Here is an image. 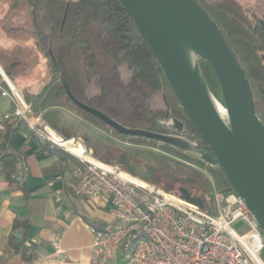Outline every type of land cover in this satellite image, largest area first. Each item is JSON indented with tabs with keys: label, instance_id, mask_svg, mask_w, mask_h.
Segmentation results:
<instances>
[{
	"label": "trees",
	"instance_id": "16d2710c",
	"mask_svg": "<svg viewBox=\"0 0 264 264\" xmlns=\"http://www.w3.org/2000/svg\"><path fill=\"white\" fill-rule=\"evenodd\" d=\"M39 42L52 61V76L42 91L25 97L33 111L66 138V128L59 107L66 97L63 79L74 96L83 103L111 115L129 128L151 132L184 134L199 149L212 151L195 126L185 115L160 63L119 0H27ZM223 32L227 43L242 64L251 86L257 114L264 122V20L251 16L249 9L238 0H196ZM127 65L130 79L122 77L121 67ZM204 77L215 97L223 103L217 76L208 61L200 59ZM98 90L90 93L92 85ZM166 97V107H154L152 98ZM72 102V101H71ZM78 109H80L78 107ZM89 118L111 129L113 136L136 143L159 145L180 161L157 155L156 164H148L143 154L131 152L110 137L91 131L73 150L81 155L92 154L110 164L124 167L141 180L155 179L159 172L201 197L205 207L212 211L214 196L211 185L202 172L188 165L211 169L217 188L224 193H235L220 166L205 162L198 154H188L177 148L145 137L123 135L97 117L83 111ZM125 113V115H123ZM228 121L227 116L224 115ZM181 125L178 128V125ZM181 131V132H179ZM12 126L7 128L11 140ZM56 133L59 139H65ZM76 138V137H75ZM142 157V158H141ZM16 158L9 153L0 156V168L5 179L12 181ZM146 164V172L140 168ZM187 168L186 173L177 172ZM173 193V191H170ZM175 193V192H174ZM179 194V193H176ZM264 260V250L261 253Z\"/></svg>",
	"mask_w": 264,
	"mask_h": 264
},
{
	"label": "water",
	"instance_id": "95a60500",
	"mask_svg": "<svg viewBox=\"0 0 264 264\" xmlns=\"http://www.w3.org/2000/svg\"><path fill=\"white\" fill-rule=\"evenodd\" d=\"M119 1L160 63L185 115L209 144L212 153L199 156L221 167L264 235V122L257 114L246 72L223 32L196 0ZM200 59L212 66L223 103L211 91ZM63 84L72 103L118 133L157 140L188 152L196 146L181 137L129 128L77 99L64 79ZM219 105L225 108L224 113ZM181 195L191 204L205 207L203 199L188 189L182 188Z\"/></svg>",
	"mask_w": 264,
	"mask_h": 264
},
{
	"label": "built area",
	"instance_id": "2783aa9c",
	"mask_svg": "<svg viewBox=\"0 0 264 264\" xmlns=\"http://www.w3.org/2000/svg\"><path fill=\"white\" fill-rule=\"evenodd\" d=\"M0 96L8 98L12 106L11 111L0 110V124L23 122L45 145L73 154L79 160L75 172L78 192L92 201H111L115 220L93 232L95 263H107L121 255L122 264H264V235L256 220L240 196L221 192L212 177L214 209L210 211L180 194L141 183L120 166L73 153L44 118L34 113L21 89L1 68ZM28 176V165L16 158L12 181L23 184ZM4 178L0 168V181ZM240 220L248 227L243 233L233 228ZM60 239L57 235L53 240L56 248Z\"/></svg>",
	"mask_w": 264,
	"mask_h": 264
},
{
	"label": "crops",
	"instance_id": "0c3cea01",
	"mask_svg": "<svg viewBox=\"0 0 264 264\" xmlns=\"http://www.w3.org/2000/svg\"><path fill=\"white\" fill-rule=\"evenodd\" d=\"M18 67L14 63L7 72ZM22 80L14 79L19 86ZM11 108L0 96V110ZM3 153L26 162L29 176L23 184L0 181V264H100L93 260V232L113 222L115 213L109 199L92 201L78 192L79 160L42 143L23 122L0 124ZM57 235L59 248L53 245ZM102 264H122L121 255Z\"/></svg>",
	"mask_w": 264,
	"mask_h": 264
},
{
	"label": "rangeland",
	"instance_id": "374dc122",
	"mask_svg": "<svg viewBox=\"0 0 264 264\" xmlns=\"http://www.w3.org/2000/svg\"><path fill=\"white\" fill-rule=\"evenodd\" d=\"M238 1L249 9V13L252 17L264 20V0ZM14 63L19 67L13 71V73L10 72L9 77L12 78V81L21 89V93L24 97L35 96L45 87L46 84L49 83L52 76V61L51 57L47 54V51L39 42L38 34L33 24L29 2L27 0H0V68L7 73V68ZM121 72L123 79L128 81L130 79V71L127 65H123L121 67ZM17 76L25 79L22 80L20 86L18 85L19 83H16L17 81H14ZM97 90L98 86L94 83L90 93L93 94V92H96ZM152 99L155 101L153 103L154 107H166L167 103L164 97L162 98L159 95H155ZM62 104L63 106L59 107V109L61 111L62 122L66 128L65 131L67 132L65 135L75 136L84 142L87 149L88 145L85 140L86 136L91 131H98L110 137L120 146L133 153L135 151V153L139 152L143 154V156L147 155L146 157L141 158L148 164H156L157 160L154 158H158L159 155H166L167 157L180 161L178 157L165 152L163 148L157 144H138L132 140H125L113 136L111 129L106 126H101L100 123L89 118L80 109H78L74 103L68 101L66 97L62 98ZM108 115L117 120L116 115ZM123 115H125V113ZM67 153L73 155L70 152ZM84 154L89 157L88 153ZM91 155L93 158L105 162L94 154L91 153ZM122 168L126 171L124 167ZM140 168L144 172L149 169L146 164H141ZM186 169L187 168L184 166V168H179L177 172L184 174L186 173ZM205 170L206 172L203 174L206 178H208L213 192L212 182L209 178L212 177L215 182L213 174L211 169L207 168ZM146 182L155 184L165 191H173V193H179L180 195L181 188H185L184 186L173 182L172 179L165 176L162 172H159L155 179H150ZM212 209H214V206H212ZM233 228L240 233H243L248 229L246 223L241 220L234 223Z\"/></svg>",
	"mask_w": 264,
	"mask_h": 264
},
{
	"label": "bare ground",
	"instance_id": "6f19581e",
	"mask_svg": "<svg viewBox=\"0 0 264 264\" xmlns=\"http://www.w3.org/2000/svg\"><path fill=\"white\" fill-rule=\"evenodd\" d=\"M219 110H220L221 113H224L225 112V108L222 105H219ZM59 140L61 141L62 144L66 145V147L69 150H71L73 153L77 154L73 150V148L77 146V143H76L75 139L70 138L69 141H67L66 139L65 140L64 139H59ZM77 155H79V154H77ZM80 156L89 158L88 155H86V154H81ZM137 179H138L139 182L146 184V182H144L143 180H141L139 178H137Z\"/></svg>",
	"mask_w": 264,
	"mask_h": 264
},
{
	"label": "flooded vegetation",
	"instance_id": "af4514ba",
	"mask_svg": "<svg viewBox=\"0 0 264 264\" xmlns=\"http://www.w3.org/2000/svg\"><path fill=\"white\" fill-rule=\"evenodd\" d=\"M181 127V126H180ZM179 132H181V131H179ZM167 135H172V136H177V137H181V138H184V139H186V140H189L190 142H193V141H191L189 138H187L186 136H184V134L182 133H180V134H178V133H171V134H167ZM163 143V142H162ZM167 144V143H166ZM170 145V144H169ZM172 146V145H171ZM173 147H175V148H177L178 150H181V151H184L185 153H188V154H193V155H196V154H198V155H200V154H203V153H212V151L210 152V151H208V150H205L204 152H202V153H199L200 151H199V149L197 148V146H192V150H191V152H188V151H185V150H183V149H181V148H179V147H176V146H173ZM182 189V188H181Z\"/></svg>",
	"mask_w": 264,
	"mask_h": 264
}]
</instances>
